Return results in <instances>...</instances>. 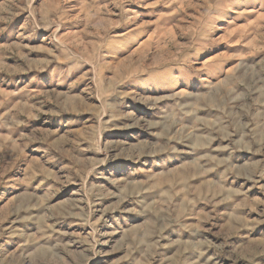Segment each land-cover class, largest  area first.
Masks as SVG:
<instances>
[{"label": "rangeland", "instance_id": "1", "mask_svg": "<svg viewBox=\"0 0 264 264\" xmlns=\"http://www.w3.org/2000/svg\"><path fill=\"white\" fill-rule=\"evenodd\" d=\"M0 264H264V0H0Z\"/></svg>", "mask_w": 264, "mask_h": 264}]
</instances>
